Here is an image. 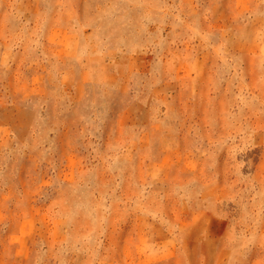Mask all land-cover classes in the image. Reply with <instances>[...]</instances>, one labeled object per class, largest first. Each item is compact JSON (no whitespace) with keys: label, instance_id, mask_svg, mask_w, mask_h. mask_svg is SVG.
I'll return each instance as SVG.
<instances>
[{"label":"rangeland","instance_id":"374dc122","mask_svg":"<svg viewBox=\"0 0 264 264\" xmlns=\"http://www.w3.org/2000/svg\"><path fill=\"white\" fill-rule=\"evenodd\" d=\"M0 264H264V0H0Z\"/></svg>","mask_w":264,"mask_h":264}]
</instances>
